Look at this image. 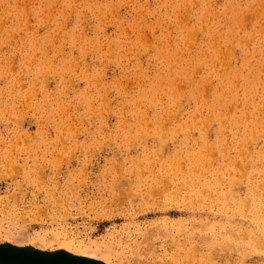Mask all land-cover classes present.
Wrapping results in <instances>:
<instances>
[{
    "label": "rangeland",
    "instance_id": "1",
    "mask_svg": "<svg viewBox=\"0 0 264 264\" xmlns=\"http://www.w3.org/2000/svg\"><path fill=\"white\" fill-rule=\"evenodd\" d=\"M262 1L0 0V264H264Z\"/></svg>",
    "mask_w": 264,
    "mask_h": 264
},
{
    "label": "bare ground",
    "instance_id": "2",
    "mask_svg": "<svg viewBox=\"0 0 264 264\" xmlns=\"http://www.w3.org/2000/svg\"><path fill=\"white\" fill-rule=\"evenodd\" d=\"M193 1V0H192ZM263 3H264V1H262ZM185 7V6H184ZM260 7V6H259ZM187 13V12H186ZM246 15V14H245ZM239 23V22H238ZM243 24V23H242ZM246 43V42H245ZM219 44V43H218ZM228 47V46H227ZM228 49V48H227ZM233 51V50H232ZM233 53V52H232ZM228 55H230L229 53H227ZM229 58H231L230 56H228ZM229 60V59H228ZM249 60H251V59H249ZM222 61V60H221ZM172 67V66H171ZM230 67V66H229ZM220 71V70H219ZM226 72V71H225ZM260 78H261V76H260ZM210 82V81H209ZM237 82V81H236ZM207 84V83H206ZM236 86H237V84H236ZM222 94V93H221ZM216 101H218V102H220V101H223L224 99H215ZM223 111L224 112H226V115H227V106L226 107H224L223 108ZM228 116V115H227ZM255 128H256V132H259V133H264V126H259V127H256V125L254 126ZM254 132V131H253ZM248 134H250V133H248ZM175 136V135H174ZM251 139H252V137H251ZM223 143V140H221L220 142H216V143H214V145L213 146H210L209 148H211V147H213L214 149H215V152L217 153V155L219 154L220 156H223V154H222V146H221V144ZM250 143H251V141H250ZM208 148V149H209ZM207 149V150H208ZM204 152H200V151H198L196 154H194V157L195 158H204L205 157V155L203 154ZM214 155V154H213ZM214 156H212V158H213ZM206 158V157H205ZM211 158V159H212ZM264 219V218H263ZM92 259V258H91ZM106 260V259H105ZM89 261V260H88Z\"/></svg>",
    "mask_w": 264,
    "mask_h": 264
}]
</instances>
